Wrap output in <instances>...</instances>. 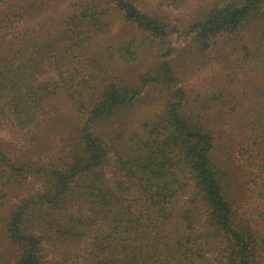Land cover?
<instances>
[{
    "label": "trees",
    "instance_id": "trees-1",
    "mask_svg": "<svg viewBox=\"0 0 264 264\" xmlns=\"http://www.w3.org/2000/svg\"><path fill=\"white\" fill-rule=\"evenodd\" d=\"M0 133V264H264V0H0Z\"/></svg>",
    "mask_w": 264,
    "mask_h": 264
},
{
    "label": "rangeland",
    "instance_id": "rangeland-1",
    "mask_svg": "<svg viewBox=\"0 0 264 264\" xmlns=\"http://www.w3.org/2000/svg\"><path fill=\"white\" fill-rule=\"evenodd\" d=\"M104 2H109L110 0H103ZM171 56L169 59L182 61L180 60L181 55L184 53H188V47L190 44V40L186 38L182 31L178 34H175L171 38ZM187 55V54H186ZM195 61L192 60V57L184 59V64L186 66H191V70L193 71L190 74L185 73V77H181L180 85L181 87L185 88L187 91L191 92L192 94L199 95L205 101L213 100L214 102H219L221 99L218 98V91L220 87H227L230 82L234 83L233 80L226 78V81H221L222 78V71L220 69V62L215 52L209 51L207 58H203L200 62L198 61L197 64H194ZM198 68V70H196ZM229 82V83H228ZM234 90V94H239V87L235 86L232 88ZM153 93V94H152ZM154 97L155 91L149 92ZM161 95L159 93L158 97H154L155 99L158 98L157 102L161 104L160 101H164L167 98V94ZM160 100V101H159ZM144 112V109H141V112H136V117L141 115ZM0 139L6 140L7 137L0 133ZM243 202V200H242Z\"/></svg>",
    "mask_w": 264,
    "mask_h": 264
}]
</instances>
